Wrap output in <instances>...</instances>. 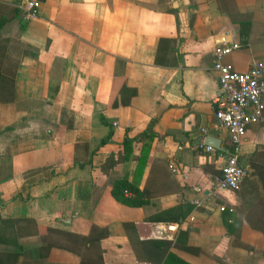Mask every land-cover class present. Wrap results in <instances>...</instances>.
I'll list each match as a JSON object with an SVG mask.
<instances>
[{
    "label": "crops",
    "instance_id": "1",
    "mask_svg": "<svg viewBox=\"0 0 264 264\" xmlns=\"http://www.w3.org/2000/svg\"><path fill=\"white\" fill-rule=\"evenodd\" d=\"M20 1L0 0V264H264V110L216 191L213 71L221 44L234 72L264 61V0Z\"/></svg>",
    "mask_w": 264,
    "mask_h": 264
},
{
    "label": "built area",
    "instance_id": "2",
    "mask_svg": "<svg viewBox=\"0 0 264 264\" xmlns=\"http://www.w3.org/2000/svg\"><path fill=\"white\" fill-rule=\"evenodd\" d=\"M36 1L29 0L24 4L28 18L35 15ZM238 44L218 45L214 51L213 71L217 75L220 95L214 100V116L221 130L227 133L230 143L225 155V165L221 176L217 178L215 190L219 192H236L243 178L247 175L240 164V146L248 126L263 120L264 110V61L254 60L244 73L234 72L224 63V58L235 50ZM202 139L195 147L204 153H212L214 149L205 145L207 130H200ZM198 193L202 189L196 188ZM125 195L127 192H124ZM193 221V218L190 219ZM179 226H168L167 231L174 233ZM149 264V263H143Z\"/></svg>",
    "mask_w": 264,
    "mask_h": 264
},
{
    "label": "trees",
    "instance_id": "3",
    "mask_svg": "<svg viewBox=\"0 0 264 264\" xmlns=\"http://www.w3.org/2000/svg\"><path fill=\"white\" fill-rule=\"evenodd\" d=\"M38 1H43V0H38ZM22 2H24V0H21L18 4H21ZM23 15L25 16V14L23 13ZM3 74L0 72V81L3 80ZM141 139H145V140H148V141H151L154 137H156V134H154L152 131H151V124L150 126L146 129V131H144V133H142L140 136H139ZM106 141H109V137L106 138L105 140H103V142H106ZM132 139H128L126 138L123 142V145H124V150L126 152L127 150V147L132 143ZM125 191L127 192H131L136 198L139 197L141 195V193L138 191L137 188L135 187H132L131 184H129L128 182L126 181H123V180H117L113 183V186H112V190H111V195L112 197L119 203L125 205V206H129V207H140V205H142V202H138V200L136 198L132 199L130 197H126L125 196ZM189 209H192L191 207H189ZM179 210V208H175V209H172L170 210L169 213H175ZM184 217V216H182ZM180 235H184V237H186V234L184 233H180ZM162 241H157L155 244H161ZM171 257V256H170ZM82 264H84L82 262Z\"/></svg>",
    "mask_w": 264,
    "mask_h": 264
},
{
    "label": "water",
    "instance_id": "4",
    "mask_svg": "<svg viewBox=\"0 0 264 264\" xmlns=\"http://www.w3.org/2000/svg\"><path fill=\"white\" fill-rule=\"evenodd\" d=\"M204 143H205V145L210 146V147H212L214 149H217V150L220 149L219 142L217 140H215L214 138H212V137H209V136L205 137Z\"/></svg>",
    "mask_w": 264,
    "mask_h": 264
}]
</instances>
